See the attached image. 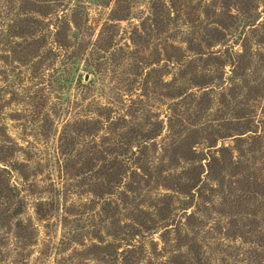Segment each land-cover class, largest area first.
Returning a JSON list of instances; mask_svg holds the SVG:
<instances>
[{
    "label": "rangeland",
    "instance_id": "374dc122",
    "mask_svg": "<svg viewBox=\"0 0 264 264\" xmlns=\"http://www.w3.org/2000/svg\"><path fill=\"white\" fill-rule=\"evenodd\" d=\"M0 264H264V0H0Z\"/></svg>",
    "mask_w": 264,
    "mask_h": 264
},
{
    "label": "trees",
    "instance_id": "16d2710c",
    "mask_svg": "<svg viewBox=\"0 0 264 264\" xmlns=\"http://www.w3.org/2000/svg\"><path fill=\"white\" fill-rule=\"evenodd\" d=\"M125 152H127V149L125 150ZM115 162H116V161H114V163H115ZM114 173H117V174H118L119 172H117V171L115 170V172H114ZM114 173H113V174H114Z\"/></svg>",
    "mask_w": 264,
    "mask_h": 264
}]
</instances>
